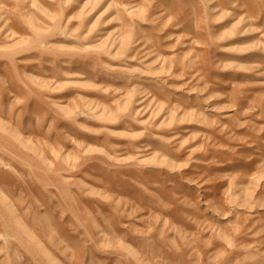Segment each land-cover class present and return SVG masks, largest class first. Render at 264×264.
Returning a JSON list of instances; mask_svg holds the SVG:
<instances>
[{
    "label": "rangeland",
    "instance_id": "1",
    "mask_svg": "<svg viewBox=\"0 0 264 264\" xmlns=\"http://www.w3.org/2000/svg\"><path fill=\"white\" fill-rule=\"evenodd\" d=\"M0 264H264V0H0Z\"/></svg>",
    "mask_w": 264,
    "mask_h": 264
}]
</instances>
